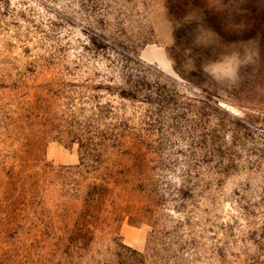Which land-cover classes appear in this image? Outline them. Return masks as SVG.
<instances>
[{
  "label": "rangeland",
  "instance_id": "374dc122",
  "mask_svg": "<svg viewBox=\"0 0 264 264\" xmlns=\"http://www.w3.org/2000/svg\"><path fill=\"white\" fill-rule=\"evenodd\" d=\"M0 264H264V0H0Z\"/></svg>",
  "mask_w": 264,
  "mask_h": 264
}]
</instances>
